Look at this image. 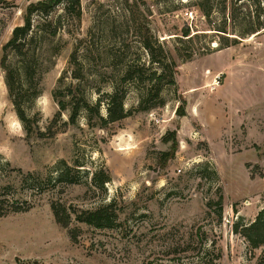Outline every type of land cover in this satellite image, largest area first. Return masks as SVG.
Wrapping results in <instances>:
<instances>
[{"label":"rangeland","instance_id":"1","mask_svg":"<svg viewBox=\"0 0 264 264\" xmlns=\"http://www.w3.org/2000/svg\"><path fill=\"white\" fill-rule=\"evenodd\" d=\"M37 1L0 0V154L22 171L0 174V186L12 185L33 203L0 217V264H258L264 246L251 248L240 230L264 206V31L186 58L218 40L196 0H80L79 16L65 3L34 13L27 54L10 51L7 61L25 86L29 134L11 101L2 58ZM228 2V9L239 5ZM250 5L240 3L239 12ZM188 26L199 37L177 38ZM147 34L173 55L176 84L164 85V104L153 95L141 109L155 66L143 47ZM129 65L133 78L125 79ZM115 85L126 91V117L105 125L86 110L74 124L69 111L57 117L55 90L60 97L74 90L71 107L83 104V96L91 104L107 101ZM36 87L40 94L30 100ZM76 160L85 165L79 172ZM62 161L79 181L31 197L23 175L57 177ZM103 169L111 180L100 188L92 177ZM53 201L71 218L67 227L56 220ZM110 202L117 212L112 227L76 218Z\"/></svg>","mask_w":264,"mask_h":264},{"label":"trees","instance_id":"2","mask_svg":"<svg viewBox=\"0 0 264 264\" xmlns=\"http://www.w3.org/2000/svg\"><path fill=\"white\" fill-rule=\"evenodd\" d=\"M212 1H219L221 3L220 9H214ZM238 1L239 5L238 2H233L228 9V0H196L195 5H197L204 14L209 29L213 30L214 33L218 35V40H216L217 45L214 46L210 45L192 48L191 51L185 54L186 58H191L195 54H208L216 49L236 45L241 41L240 37L245 38L256 33L260 34L264 31V6H262V0H251L249 9L244 13L239 12V7L240 3L245 0ZM61 3L66 4L65 8L67 11L75 12L77 16L80 15V0H39L33 2L27 8L25 23L23 25H18L13 29L11 38L3 47L4 55L2 58V67L6 71L5 81L7 89L15 107L16 114L29 134L33 132V127L31 125V118L29 117L25 106L26 101L23 93L25 86L22 83V79L19 78L17 71L7 64L9 52H15L24 57L27 54V38L31 33L32 16L34 13L42 12L48 14L54 7ZM149 31L150 30L148 29L147 32ZM191 31L192 29L190 26L186 27L183 30L182 36H177V38L191 41L194 38L199 37V33H192ZM143 47L148 53L151 63L155 65L151 77L149 78L150 85L142 94L140 102L141 109H148L151 105H144L146 102L144 99L145 97H151L154 95L157 98L156 104L162 105L165 103L161 93L165 84H176L175 68L177 63L170 51L166 49L164 42L157 38L153 41L147 34V37L143 41ZM76 52L77 51L73 53L72 60H75ZM23 72L28 76V68L25 70V67H23ZM124 76L125 79L133 78V65H129L125 68ZM73 91L74 90L71 88L67 89V91L61 95L62 97H60V94L62 93L60 89H57L54 92V96L59 104L57 117H61L63 111H69V121L73 124L76 123L82 110L94 113L103 125L120 120L130 114V111H127L124 106L126 91H122L116 85L112 92L107 93V101L99 98L95 104H91L83 96V104L80 102H73L71 103V107H69L68 104L71 101L70 94H73ZM39 94L40 90L36 87L30 100H34ZM103 104L106 105L105 114L102 112ZM184 114L185 110L183 111V115ZM59 166V174L57 177L50 175L46 178H42L31 172L23 175L24 185L33 188L34 193L30 194L31 197L43 194L46 189L55 188L59 182L66 180L69 183H77L79 181L78 179L69 177L72 167L66 161H62ZM81 166L85 165L80 163L79 160H76L73 168L77 169L79 172V170H82ZM15 170L21 171V169L13 168L11 163L0 154L1 176H5V173H11ZM100 173L102 176L99 175ZM92 179L97 187L104 188L105 184L110 182L111 176L107 169H103L101 172L94 171ZM10 189H12V185L10 184L0 186V217L11 213L26 212L33 206L30 197L20 198L17 196V193H15L16 191H11ZM51 208L56 220L63 226L67 227L71 218L68 215V219H65L61 215L62 204L53 201L51 203ZM76 218L79 221L86 222L96 227H112L116 221L117 212L114 203L110 202L101 205L94 210H85L81 213H77ZM238 227L239 225L237 224L235 231H238ZM240 233L247 240L251 248L257 249L264 246V206L252 222L244 226L242 225ZM201 259L203 258H197L196 262L198 261L201 263ZM209 264H214V262L211 261ZM258 264H264V251L259 258Z\"/></svg>","mask_w":264,"mask_h":264},{"label":"water","instance_id":"3","mask_svg":"<svg viewBox=\"0 0 264 264\" xmlns=\"http://www.w3.org/2000/svg\"><path fill=\"white\" fill-rule=\"evenodd\" d=\"M258 33H256L255 35H257Z\"/></svg>","mask_w":264,"mask_h":264}]
</instances>
